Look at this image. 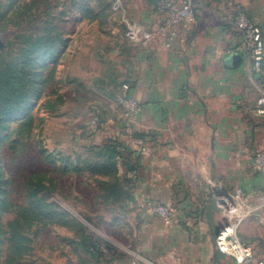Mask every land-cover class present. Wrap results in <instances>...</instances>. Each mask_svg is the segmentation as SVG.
<instances>
[{
	"label": "crops",
	"instance_id": "crops-1",
	"mask_svg": "<svg viewBox=\"0 0 264 264\" xmlns=\"http://www.w3.org/2000/svg\"><path fill=\"white\" fill-rule=\"evenodd\" d=\"M113 1L121 4L122 19L157 30L162 13L156 0ZM240 13L264 28V0H196L194 19L178 28L176 39L157 35L143 45L130 41L125 22L122 31H113L105 27L106 17L98 20L99 11L94 20L79 12L74 39L59 51L69 62L66 76L88 84L104 113L86 139L94 146L118 140L129 149L119 174L125 176L131 163L135 184L124 186L127 196L115 205L134 226L146 264H234L217 247L227 218L216 194L238 187L252 195L264 192V175L252 165L254 153L264 149V115L256 113L264 71L234 27ZM106 32L113 35L110 41L102 36ZM127 90L140 105L131 136L116 102ZM65 113L53 120L54 128L66 132L72 123L80 131L81 113L69 118ZM57 132L54 137L62 139ZM154 201L171 207L174 220L156 215ZM261 214L247 218L240 235L264 259Z\"/></svg>",
	"mask_w": 264,
	"mask_h": 264
},
{
	"label": "rangeland",
	"instance_id": "rangeland-1",
	"mask_svg": "<svg viewBox=\"0 0 264 264\" xmlns=\"http://www.w3.org/2000/svg\"><path fill=\"white\" fill-rule=\"evenodd\" d=\"M114 2L0 0V74L3 69L21 65L23 79L27 81L24 87L33 91L22 111L0 119L6 125L0 129V184L13 204L23 205L28 182L32 180L36 185L34 175L44 173L42 181L49 189L43 194L58 206V211L69 215L48 218L44 224L35 223L29 231L31 253L17 264H125L133 257L146 264L140 253V241L132 236L134 226L126 222L124 209L103 198L99 184L90 174L88 164L95 158L88 157L93 140L86 138L92 135L90 113L95 100L87 88L89 85L84 87L82 80L66 76L69 62L66 56L60 57L62 44L57 48V61L45 60L43 53L37 50L28 56L30 62L21 60L29 50L27 43L39 36L72 41L79 22V6L88 5L94 13L99 11L98 20L106 17L105 27L122 31L124 21L114 9ZM46 27L50 29L45 31ZM102 36L110 41L113 35L106 32ZM90 85L92 87L91 81ZM83 91L84 95H80ZM64 113L68 118L81 113L85 124L78 126L80 131L75 129L78 124L72 123L66 132L57 125L54 128L53 120ZM2 114L7 113L0 107V116ZM28 116L34 118L33 127L20 134L16 127ZM57 131L61 132L62 139L54 137ZM13 139L23 140L12 148ZM67 156L78 164L79 158L85 160L81 164L86 167L85 173H78L73 164L65 173ZM86 157L91 159L86 160ZM14 217L15 213L7 212L3 221L7 223ZM247 230L252 233L251 227ZM93 242H99L104 248L103 255L96 257L87 251L86 245ZM5 253H8L6 249Z\"/></svg>",
	"mask_w": 264,
	"mask_h": 264
},
{
	"label": "trees",
	"instance_id": "trees-1",
	"mask_svg": "<svg viewBox=\"0 0 264 264\" xmlns=\"http://www.w3.org/2000/svg\"><path fill=\"white\" fill-rule=\"evenodd\" d=\"M78 10L86 19L94 20L97 17L94 10L88 7V5L79 6ZM49 29V27H46L45 31ZM47 37L48 39L50 38V41H45ZM64 43L66 42L62 39L58 41L51 39V37L47 35L39 36L36 40L31 41V43H27L29 44V50L21 60L22 62L27 60L30 62L28 56L32 55V52L37 50L39 53H43L42 55L45 60L57 61L56 53L58 45ZM1 71L3 72L0 74V107H3L4 112L7 114H2L0 119H5L7 115H14L17 114L18 111H22L33 91H31L30 88L25 89L24 87L27 81L23 79L24 73L21 65L15 64L11 70L9 67ZM262 71H264V61L262 64ZM46 80L47 79H45V82ZM33 123V116H28L19 123L16 130L22 134L24 131L31 130ZM5 127L6 125L0 122V129ZM22 140L23 139H13L11 141L12 148H16L20 145ZM0 142H2L1 139ZM128 151L129 149L124 143L113 139L108 140L103 145H93L89 147L88 150V157L91 156L92 159L95 158L93 163L90 165L88 164L89 169H91L90 174L94 177V181L99 184L103 198L114 203L120 202L126 198L127 193L124 186H133L135 184V179L133 177L135 169H132L131 163H126L127 172L125 176L121 177L119 174L120 160L123 158V154ZM87 159L91 158L86 157V160ZM65 160L67 163V167L64 170L65 173L68 172L70 164H73L78 173H85L84 170L86 167H82L81 164L86 161H82V158L78 159L80 164L75 163L70 156H67ZM44 176V173L34 175L37 181L36 185L32 183V180L28 182L26 203L23 205L13 204L7 197V190L2 189V184H0V264H17L30 255L31 239L29 231L35 223L44 224L48 218L54 219L55 217H61V215L69 216L68 213L64 211H58V206L50 202L47 196L43 194L49 189L42 181ZM51 187L54 188L55 186L52 185ZM7 212L15 213V217L5 223L3 221V215ZM4 246H6L5 249L8 252L7 254L5 253ZM86 248L93 256L99 257L104 254V248L99 242L87 244Z\"/></svg>",
	"mask_w": 264,
	"mask_h": 264
},
{
	"label": "built area",
	"instance_id": "built-area-1",
	"mask_svg": "<svg viewBox=\"0 0 264 264\" xmlns=\"http://www.w3.org/2000/svg\"><path fill=\"white\" fill-rule=\"evenodd\" d=\"M115 10H121L119 1H115ZM156 7L162 13V19L156 31L147 30L142 25L124 17L126 35L133 43L148 45L157 35L168 40H174L178 36V28L194 19L196 0H156ZM234 27L240 33L244 45L250 52L256 67L261 68L264 61V28L248 19L240 13L234 18ZM120 107V116L124 121V130L131 136L133 121L138 113L140 105L137 99L125 91L118 95L116 100ZM92 125L99 126L103 123V110L94 104L91 107ZM258 115H264V97L260 106L256 108ZM253 169L264 175V149L257 150L252 159ZM217 202L227 222L217 235V247L233 259L234 264H264V259L257 257L254 247L244 241L240 235L242 223L249 217L264 211V192L252 195L241 187L230 192L216 194ZM152 211L165 222L174 220V210L168 205L154 201L151 203ZM125 264H143L138 257L131 258Z\"/></svg>",
	"mask_w": 264,
	"mask_h": 264
},
{
	"label": "water",
	"instance_id": "water-1",
	"mask_svg": "<svg viewBox=\"0 0 264 264\" xmlns=\"http://www.w3.org/2000/svg\"><path fill=\"white\" fill-rule=\"evenodd\" d=\"M223 228V226L220 228V230H218V233H217V235H219V233H220V231H221V229Z\"/></svg>",
	"mask_w": 264,
	"mask_h": 264
}]
</instances>
